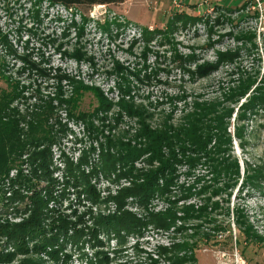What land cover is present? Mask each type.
Here are the masks:
<instances>
[{
    "label": "rangeland",
    "instance_id": "374dc122",
    "mask_svg": "<svg viewBox=\"0 0 264 264\" xmlns=\"http://www.w3.org/2000/svg\"><path fill=\"white\" fill-rule=\"evenodd\" d=\"M3 91L11 93L8 115L25 148L0 175V264H176L175 257H187L186 246L196 249L197 264H264V109H243L250 98L264 96V0H129L73 9L0 0ZM213 103L223 140L219 146L214 139L207 151H225L220 158L237 163L240 175H213L216 158H198L187 141L184 155L175 139L171 193L156 195L147 209L131 198L125 207L141 217L175 210L178 220L169 228L149 227L122 244L101 236L100 247L87 234L79 244L57 237L63 220L84 233L115 214L112 198L160 166L144 155L126 176L128 168L118 165L117 172L91 177L97 205H80L71 190L38 214L46 234L10 235L34 218V198L48 192L47 182L32 175L36 151L49 149L59 197L66 164L86 158L88 173L103 165V150L145 147L147 127L179 133ZM39 118L45 121L37 133ZM164 155L169 159V147ZM56 237L58 244H50ZM177 264L191 263L187 257Z\"/></svg>",
    "mask_w": 264,
    "mask_h": 264
},
{
    "label": "trees",
    "instance_id": "16d2710c",
    "mask_svg": "<svg viewBox=\"0 0 264 264\" xmlns=\"http://www.w3.org/2000/svg\"><path fill=\"white\" fill-rule=\"evenodd\" d=\"M36 1L38 3L47 2L52 5H61L67 9H73L77 7H93L97 5H120L129 0ZM80 90L77 93L78 95L81 94ZM3 92L0 95V175L9 172V170L11 169L12 158H20V155L23 154L22 152L25 148L24 142L20 139V132H18L17 122L14 121V119H11L8 115V104L11 99V96L9 97V95L11 93H8L6 91L4 93ZM97 96L101 100V102L104 101L102 95ZM218 105L213 103V105L211 106H204L203 108H200V111L195 114L190 127H184L179 131V133L176 134H171L169 132H153L148 127L145 128L142 134V137L147 139L145 147L134 148L129 145H122V150L116 152V154H111L110 152L103 150L101 153L103 165L99 168L91 167L88 173L83 169L88 162L86 158H84L82 163L78 165L74 163L66 164L67 179L65 180V184L63 187L64 190L57 193L59 197L55 196L54 187L56 186V183L55 181H53L55 179L53 178L55 173L53 174V171L51 170L52 163L50 161V157L52 155L49 153V149L43 150L42 152L36 151L34 153L35 158H33L32 160L34 164V174L32 175L35 176L39 181L47 182L48 185H46L45 189H47L48 187V192L44 193V196L39 195L38 197L34 198V218H31L29 222H23V224L13 227L10 235L12 236V238L18 240H20V238L24 239L27 236L39 237V233L37 234V231L40 232V229L42 230V228L40 225H38V223L41 224L40 219H38L37 217L38 214H41L43 213V211H46L48 209L50 201L58 199L61 200L62 198L64 199L71 190L77 193V199L80 202V205H82L83 201L91 204H96L100 199V194L98 193L97 189L93 185H91V177L96 178V176L99 175L100 172H104L107 175L111 174V172H117L114 170L118 165H122L128 168L124 170V173L122 174L126 176L133 172V165L139 158L144 155H149L152 161H158L160 163V166L157 169L144 174L142 176L143 182L133 184L132 187L122 190L116 198H112L118 207L115 214H112L108 217H100L99 219H97V223L94 224L96 226L94 228H88L86 232L83 231L84 233L80 232V230H77L76 228L71 227L70 222L63 220L62 222H60L61 225L59 223V236L57 235V237L63 239L64 243L68 242V240H72V242H74L75 244H79L85 234H87L89 238L91 236L92 240H94V244L99 246L104 245L103 242L100 241L101 236L108 238V240L112 238L117 239L118 243L120 242L122 244V242L126 238H128V236L141 234L149 227L154 226L161 229L169 228L178 220L175 210H170V212L164 214H154L151 212V215L141 217L137 214H133L128 210L126 211L125 207L128 206V200L131 198L132 202L139 203L142 207H146L147 209V206L156 197V195L164 196L167 193H171L170 188L173 185V176L169 173H172L175 169L172 166L173 162H171V160L177 161V154L174 146L175 139L181 143L180 150L184 155L186 154L188 149L186 150V146H184L183 143L187 141L189 145H193L197 149L196 154L198 158H201L202 155H205L208 160L216 158L210 164L211 167H209L211 173L213 172V175L216 174L217 176H219L220 174H223L229 180L237 179L239 177L240 173L237 163H232V161H229L227 157L220 158L221 153H225V151L219 152V147L215 149V154L207 151L209 144L214 139L216 140V144L218 143L219 146L221 145V141L223 140V137L221 136V132L223 131V120L221 113L218 112ZM257 107H261L264 109V96H254L250 98L248 103L243 106V109L249 111L250 109L253 110ZM219 109L221 108L219 107ZM209 117L211 120L207 122V119H209ZM44 121V118H39L38 122L40 125L38 127L34 126V131L40 129ZM38 132L39 131H37V133ZM35 133L36 132H32L31 136L34 143L38 141L34 136ZM166 147H169V159L164 155V148ZM217 159H220V161ZM139 178H141L140 175ZM161 181H163L164 183H161ZM35 186L37 189H40V185L35 184ZM37 189H35L34 193ZM42 189H44V187ZM188 193H191V191H189ZM190 209H186L187 215L191 214L192 211ZM60 218H62V216H60ZM81 221L82 220L79 221L78 225H81ZM43 231L46 230H44L43 228ZM40 233L41 235L46 234L45 232ZM69 233H72V235L69 236ZM57 237L49 239L51 240L50 244H58V241H56ZM194 249L195 248L186 246V250H189L186 254L189 259V263L191 264H197L198 261ZM187 257H175L176 264L178 263V261L184 263Z\"/></svg>",
    "mask_w": 264,
    "mask_h": 264
},
{
    "label": "crops",
    "instance_id": "0c3cea01",
    "mask_svg": "<svg viewBox=\"0 0 264 264\" xmlns=\"http://www.w3.org/2000/svg\"><path fill=\"white\" fill-rule=\"evenodd\" d=\"M182 1H184L185 3H190V2H195V1H197V0H182Z\"/></svg>",
    "mask_w": 264,
    "mask_h": 264
}]
</instances>
